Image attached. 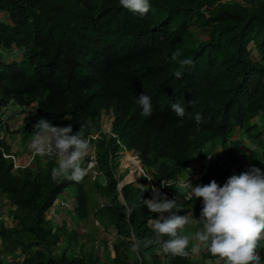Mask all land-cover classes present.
Returning <instances> with one entry per match:
<instances>
[{
	"label": "trees",
	"instance_id": "trees-1",
	"mask_svg": "<svg viewBox=\"0 0 264 264\" xmlns=\"http://www.w3.org/2000/svg\"><path fill=\"white\" fill-rule=\"evenodd\" d=\"M150 4L141 16L119 0H0V110L10 102L21 107L36 103L35 112L17 130L21 144L40 118L58 127L71 125L73 133L82 127L85 138L100 132L90 144L96 149L98 175L91 180L86 174L79 182L52 178L58 166L55 156L34 153L15 169L13 158L4 156L14 155L11 144L0 139V195L10 205V224L0 218V264H10L5 257L18 250L22 258L16 264H216L220 259L200 248L201 258H196L191 249L197 245L191 242L184 257L164 255L156 244L133 253V231L142 241L152 239L149 221L157 213L143 204L151 196L148 186L135 182L118 190L114 158L124 149L134 150L154 178L176 182L210 143L221 147L223 157L238 164L241 174L246 169L240 160L241 141L229 138L240 126L257 130L251 137L262 146L264 161V0ZM13 47L22 50L21 62L4 60ZM178 50V60L194 62L181 78L174 76L178 60L171 59ZM142 94L152 98L150 116L142 115L137 103ZM173 103L185 108L183 117L172 111ZM103 110L113 111L115 136L101 132ZM256 116L260 122L252 123ZM229 174L226 163L211 161L200 185L215 180L223 186ZM70 187L76 188L72 212L78 227L68 230L48 219L47 212ZM168 189L176 193L178 215L193 212L180 187L173 183ZM91 195L97 196L93 203ZM199 200L195 222L185 227L192 234L202 226ZM128 207H134L130 216L125 214ZM91 217L102 221L106 236L100 242L108 252L109 229L116 232L112 258L85 250L95 236L78 228ZM256 251L264 264V240Z\"/></svg>",
	"mask_w": 264,
	"mask_h": 264
},
{
	"label": "clouds",
	"instance_id": "clouds-1",
	"mask_svg": "<svg viewBox=\"0 0 264 264\" xmlns=\"http://www.w3.org/2000/svg\"><path fill=\"white\" fill-rule=\"evenodd\" d=\"M119 3L129 11L138 13L141 16L148 13L151 7L150 0H119ZM13 48L12 52L17 53L19 57L15 58L16 60H10L5 57L10 53H4V59H6L7 62H21L24 59L22 50H17L16 47ZM250 48H252L251 44ZM253 54H255L256 57V52H253L252 56ZM180 55L181 53L178 50L173 53L171 59L177 61ZM178 63L180 67L174 71V76L176 78H181L185 67L193 66L194 64L190 58L179 59ZM12 103L16 104L10 102L6 107L0 110V134H5L4 131L8 132L10 129L9 132H11L15 138L17 134H20L21 144L22 133L17 132V130L23 125L24 118L35 112L36 103H33L35 106L34 108L32 107L33 104L28 107H22L23 109L19 113L9 108ZM137 103L142 108V115L150 116L152 114V98L150 96L146 94L140 95L137 98ZM171 109L178 117H183L185 115V108L180 103L171 104ZM6 112L13 116L18 114L23 116V118H19L22 124H17V127L12 128V130L8 128L10 127L8 120H2V115H5ZM8 114L6 117H8ZM256 118H259V116L254 117L252 123L260 122V118L258 122H253ZM113 120L114 115L112 110L102 111L100 118L102 133L108 136H115L112 132ZM195 121L197 124L201 122V116L198 113L195 116ZM1 125H4L6 129H3ZM33 129L34 132L31 134L30 139L37 140V144L30 155L21 159L18 152L12 151V146L11 151L14 155H4L5 157L13 158L15 169L23 167L24 163L27 164V161L32 160V155L34 153H39L45 157H56L58 166L52 169V178L54 180L63 178L79 182L86 174L91 180H95L98 175V161L96 159V149L90 144L92 140L100 136V132L91 133L85 138L82 135V127L78 132L73 133L71 125L64 127L54 126L45 118L37 120L33 125ZM256 131V129L248 131L245 127L236 126L230 132V140L241 141L240 160L244 158L243 164L246 165L245 172L241 174H239L238 164L234 165L233 162L224 158L223 149L219 146L213 148L210 143H206L205 146L196 153L190 160L188 169L176 182L167 181L163 178L160 180L154 178L152 174L144 168L136 151L127 149L120 151L123 153L124 151H130L134 157H137L142 167L141 173L143 176H141V179L145 178L147 180V182H144L145 186L151 189L150 199L143 200V204L147 206L150 212L157 213L154 218L149 221L153 238L142 241L136 237L133 231L131 235V251L133 253H138L142 245L148 247L151 244H156L159 247V251L164 255L184 257L189 255L187 249L190 241L194 239L198 241L200 245L206 247L207 251L213 257H219L223 260L224 264H261V258L256 249L260 241L264 240V172L261 171V168L264 170V161L260 162L263 160L262 146L251 137ZM240 132L243 133L244 138L241 137ZM261 138L264 139V134ZM0 139L5 140V137L0 135ZM248 141H252L253 143L251 148L246 145ZM21 147H25V145ZM249 150L251 153H248ZM211 161H216L219 165L226 163L230 169L229 178L223 186L219 185L215 180L210 181L208 184L200 185L203 175L207 171L208 164ZM256 161L257 163H255ZM118 167L119 162L117 168ZM120 169L123 170L124 168ZM127 173L128 171L122 176H119L118 172L116 173L118 175L117 188L122 183L119 181L120 178H124ZM88 174H93V176L91 177ZM162 180H164L163 183L161 182ZM150 181L158 185L157 188H152ZM135 182H137V180L125 182L123 186ZM173 183L183 190L184 201L191 203L190 206L193 211L191 215H193L194 218L195 205L200 202L199 198H202L203 206L199 218L202 227L194 234H184L182 232V230L191 223V219L188 215L177 214L180 209L177 208L176 193L168 189ZM123 186L118 188V190L121 191ZM68 189L64 191L66 195H69L67 193ZM121 195L122 193H119L118 199ZM100 201L103 204L105 203L104 198H100ZM99 205L102 204L100 203ZM72 207H74V204ZM133 211L134 207H128L125 209V214L130 216ZM165 213H167V215H165ZM90 220L98 222L97 226L94 225L96 229L102 228L101 220H97L94 217H91ZM74 221L75 219L73 217V222ZM81 223L86 224L85 222ZM164 237L168 238L164 239ZM191 251L197 253L199 247L193 246Z\"/></svg>",
	"mask_w": 264,
	"mask_h": 264
},
{
	"label": "rangeland",
	"instance_id": "rangeland-1",
	"mask_svg": "<svg viewBox=\"0 0 264 264\" xmlns=\"http://www.w3.org/2000/svg\"><path fill=\"white\" fill-rule=\"evenodd\" d=\"M197 37H201V34L200 33H198L197 32ZM7 59H10V60H12V59H14V60H16L15 58H18L19 56H18V54L17 53H15V52H12V54L10 53V54H7L6 56H5ZM253 57H255V54H253ZM3 60V59H2ZM4 60H6V59H4ZM32 107L34 108L35 106H34V104L32 105ZM9 108L10 109H14V108H16V111L19 113V112H21V110L23 109L22 107H20V106H18V105H16V104H11L10 106H9ZM7 112H6V114L5 115H2L3 117H2V120L3 121H7L8 120V122H9V124H10V127H8V128H11V130H12V128H16L17 127V124L18 125H21L22 123L20 122V119L21 118H23V116H21V115H9L8 114V117H6L7 116ZM20 118V119H19ZM259 121V118H256V119H254L253 120V122H258ZM16 125V126H15ZM9 131H10V129H9ZM7 132V131H4V133L5 134H0V135H2L3 137H5V140L7 141V142H9V143H11V146H12V151L13 152H18L19 153V155H20V157H21V159H23V158H25V157H27V155H30L31 153H32V151H33V148L35 147V145L37 144V140H33V139H28L27 141H26V143L24 144L25 145V147H21V146H23V144H21L20 145V134L18 135L17 134V137L15 138L14 137V135L11 133V132ZM240 134H241V137L242 138H244V135H243V133L242 132H240ZM13 138H15V139H13ZM246 145H247V147H249V148H251L252 147V145H253V143H252V141H248L247 143H246ZM129 153H132V152H127V151H124V153L123 152H119V155H118V157L119 158H114V165L115 166H117V161L119 162V167L118 168H116L117 170H116V173L118 172V175L119 176H122L123 174H125L127 171H128V173L126 174V176L123 178V177H121L120 178V180L119 181H121L122 180V182H130V181H132V180H137V185H145V183L143 182V179H141V176H143V174L141 173V171H142V167H141V164L138 162V159H136L135 160V162H132V161H130L129 160V157L127 156ZM134 154H136L135 152H133ZM248 153H251V151L249 150L248 151ZM118 159V160H117ZM23 161V160H22ZM243 161H244V158H242V163H243ZM248 163H250V162H248ZM120 168H124L123 170H121ZM241 170H242V168H240ZM133 171V172H132ZM261 171L262 172H264V170L261 168ZM131 173H134V175H133V177L132 178H130L129 176H130V174ZM88 175H90L91 177L93 176V174L91 175V174H88ZM123 178V179H122ZM76 188H74V187H70L69 189H68V191H67V193L69 194V195H67L68 197H69V199L71 200V202L74 204V200H75V194H76V190H75ZM92 196V199H91V201H92V203L93 202H95L96 200H97V196H95V195H91ZM5 198V197H4ZM153 198V197H152ZM151 198V199H152ZM73 199V200H72ZM72 204V205H73ZM8 209H9V206H8V208H5L4 209V207L2 206V208H1V210H0V213H1V215H0V218H4L5 219V224H7V225H9L10 224V219L8 218ZM55 211H58V213L60 214L59 216H54V218L52 219V220H54L53 222L54 223H58V224H62V223H64L65 224V226L67 227V229L68 230H70V229H73V228H75V227H78L77 225H76V223L75 222H73L72 221V218H71V214H70V211H69V209L68 208H63L62 210L60 209V208H57ZM69 211V212H68ZM3 212H4V214H3ZM66 212H68V213H66ZM50 215V214H49ZM188 216L190 217V219H191V223H193V222H195V220H194V216L193 215H191V213L190 214H188ZM48 218H49V216H48ZM95 226H97L96 225V221H95ZM94 224H91L89 221L88 222H86V224H84V223H81L80 225H79V231L81 232V233H85V231H86V229H90V231L91 232H93V235L95 236V240H94V242H90V243H88V244H86L85 246H84V248H85V250L87 251V250H93V251H95L96 253H98V254H102L103 255V258H112L113 257V250H112V247H111V245H109V252L106 250V248H105V246L103 245V244H101V239L102 238H104L106 235H105V233L101 230V229H96V228H91V227H94ZM84 227L86 228L85 230H83L84 229ZM201 227L202 226H199V228H197V231H199L200 229H201ZM93 230V231H92ZM183 231H184V233H189V234H192L190 231H189V229L188 228H184L183 229ZM189 231V232H188ZM89 232V231H88ZM101 241V242H100ZM111 241H112V239H111ZM80 242H83V238H80ZM191 243H195V245H197L200 249H202V250H206V247H204L203 245H200L199 244V242L198 241H194V239L193 240H191L190 241ZM109 243V242H108ZM77 249H75V251H76ZM19 251V250H18ZM201 251H198L197 253H195L196 254V258H201ZM15 254V253H14ZM9 256V255H8ZM5 258H9V257H5ZM12 258V257H11ZM15 258H17V257H15ZM19 259H21L22 258V256H20V257H18ZM13 259V258H12ZM223 262H222V260L221 259H219L218 261H216V264H222Z\"/></svg>",
	"mask_w": 264,
	"mask_h": 264
},
{
	"label": "built area",
	"instance_id": "built-area-1",
	"mask_svg": "<svg viewBox=\"0 0 264 264\" xmlns=\"http://www.w3.org/2000/svg\"><path fill=\"white\" fill-rule=\"evenodd\" d=\"M162 183L164 182V180H162L161 181ZM150 183H151V186H152V188H157V186L158 185H156L153 181H150ZM57 208H60L61 210L63 209V208H68V209H70V208H73L72 207V202H71V200L69 199V197L66 195V193H62V194H60L59 195V197H57L56 198V200H55V202H54V205L49 209V211L47 212V218H48V216H49V218L48 219H53L54 218V216L56 215V209ZM73 210V209H72ZM71 210V211H72ZM71 213V215L73 216V212H70ZM50 214V215H49ZM52 221H54V220H52ZM89 222L91 223V224H94L95 223V221H93V220H89ZM56 225L58 224V223H55ZM63 224V223H62ZM61 224V225H62ZM60 225V224H59ZM95 225V224H94ZM96 225H98V222L96 221ZM83 230H85V228L83 229ZM109 235H110V239H109V243H108V247H109V245H111V247H112V243H113V241H114V239L116 238V232L114 231V230H112V229H109ZM111 239H112V241H111ZM9 262L11 261V256L9 255V259H7Z\"/></svg>",
	"mask_w": 264,
	"mask_h": 264
},
{
	"label": "crops",
	"instance_id": "crops-1",
	"mask_svg": "<svg viewBox=\"0 0 264 264\" xmlns=\"http://www.w3.org/2000/svg\"><path fill=\"white\" fill-rule=\"evenodd\" d=\"M13 111L16 112V108H14ZM20 145H21V144H20ZM2 206L4 207V209H5V208H8V206L10 207L8 200H7L6 198H4V196L0 195V210H1ZM71 210H72V208L69 209L70 212H72ZM69 211H68V212H69ZM68 212H66V213H68ZM3 214H4V212H3ZM70 214H71V213H70ZM0 215H1V213H0ZM59 215H60V214L58 213V211H56V215H55V216H59ZM71 218H72V221H73V216H71ZM0 243H1V242H0ZM20 256H21L20 250H19L17 253L11 255V257H12L13 259L11 258L10 264H16V262H17L18 260H20V259L18 258V257H20ZM6 257H9V256H6ZM15 257H17V258H15ZM7 259H9V258H7Z\"/></svg>",
	"mask_w": 264,
	"mask_h": 264
},
{
	"label": "bare ground",
	"instance_id": "bare-ground-1",
	"mask_svg": "<svg viewBox=\"0 0 264 264\" xmlns=\"http://www.w3.org/2000/svg\"><path fill=\"white\" fill-rule=\"evenodd\" d=\"M127 152H129V151H127ZM127 156L129 157V160L132 161V162H135V160L137 159V157H134V156L132 155V153H129ZM132 172H133V171H132ZM133 175H134V173H131L129 177L132 178Z\"/></svg>",
	"mask_w": 264,
	"mask_h": 264
},
{
	"label": "water",
	"instance_id": "water-1",
	"mask_svg": "<svg viewBox=\"0 0 264 264\" xmlns=\"http://www.w3.org/2000/svg\"><path fill=\"white\" fill-rule=\"evenodd\" d=\"M124 183H121L118 188H121L123 186ZM119 199L121 200L122 203H124V199L122 197V195L119 197Z\"/></svg>",
	"mask_w": 264,
	"mask_h": 264
}]
</instances>
